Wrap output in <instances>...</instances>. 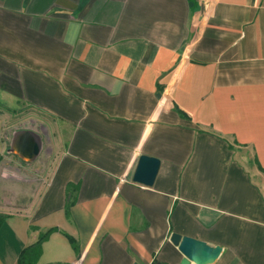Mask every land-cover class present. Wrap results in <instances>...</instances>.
Segmentation results:
<instances>
[{
    "label": "crops",
    "instance_id": "crops-1",
    "mask_svg": "<svg viewBox=\"0 0 264 264\" xmlns=\"http://www.w3.org/2000/svg\"><path fill=\"white\" fill-rule=\"evenodd\" d=\"M0 114L50 160L0 264L52 228L35 264H179L172 234L264 264V0H0Z\"/></svg>",
    "mask_w": 264,
    "mask_h": 264
},
{
    "label": "water",
    "instance_id": "water-1",
    "mask_svg": "<svg viewBox=\"0 0 264 264\" xmlns=\"http://www.w3.org/2000/svg\"><path fill=\"white\" fill-rule=\"evenodd\" d=\"M42 146L43 141L38 133L30 129H21L13 133L8 152L23 161L33 162L40 155ZM158 168V159L140 156L133 177L134 182L151 186ZM170 241L177 246L178 251L183 256L179 264H212L222 252V248L219 246H209L199 239L187 236L172 234Z\"/></svg>",
    "mask_w": 264,
    "mask_h": 264
},
{
    "label": "rangeland",
    "instance_id": "rangeland-1",
    "mask_svg": "<svg viewBox=\"0 0 264 264\" xmlns=\"http://www.w3.org/2000/svg\"><path fill=\"white\" fill-rule=\"evenodd\" d=\"M13 125V117L9 119L0 114V204L3 200L17 198L15 194L25 196L30 193L36 174L45 171L50 165L47 143H43L40 155L33 162L22 163L8 152Z\"/></svg>",
    "mask_w": 264,
    "mask_h": 264
},
{
    "label": "trees",
    "instance_id": "trees-1",
    "mask_svg": "<svg viewBox=\"0 0 264 264\" xmlns=\"http://www.w3.org/2000/svg\"><path fill=\"white\" fill-rule=\"evenodd\" d=\"M4 220V216H0V226L3 223ZM53 231H55L54 228L49 229L48 231H46L45 233L41 234L38 238V240L24 248L21 250L19 257H18V261L17 264H35L38 260V258L41 255V245L42 242L49 236L50 233H52ZM70 243H72V239L69 238ZM73 244V243H72Z\"/></svg>",
    "mask_w": 264,
    "mask_h": 264
}]
</instances>
